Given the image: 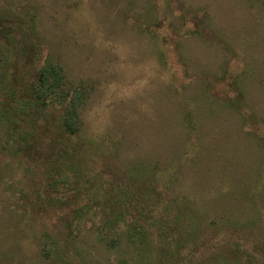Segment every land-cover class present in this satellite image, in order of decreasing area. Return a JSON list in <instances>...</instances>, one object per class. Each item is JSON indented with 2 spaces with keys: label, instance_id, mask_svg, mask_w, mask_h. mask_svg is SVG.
Returning <instances> with one entry per match:
<instances>
[{
  "label": "rangeland",
  "instance_id": "374dc122",
  "mask_svg": "<svg viewBox=\"0 0 264 264\" xmlns=\"http://www.w3.org/2000/svg\"><path fill=\"white\" fill-rule=\"evenodd\" d=\"M0 25L30 27L38 65L59 64L63 91L84 96L70 158H56L51 194L67 208L38 200L29 126L0 120V264H238L223 248L261 243L264 0H0ZM155 181L188 209L170 252L153 226L141 242L132 218L110 227L101 210L112 184Z\"/></svg>",
  "mask_w": 264,
  "mask_h": 264
},
{
  "label": "trees",
  "instance_id": "16d2710c",
  "mask_svg": "<svg viewBox=\"0 0 264 264\" xmlns=\"http://www.w3.org/2000/svg\"><path fill=\"white\" fill-rule=\"evenodd\" d=\"M32 32L30 27L27 33L21 28L11 31L9 27L0 25V39H4L13 64L10 72H0V120L5 119L14 125L20 122L29 126L33 140L20 149L24 151L34 147L33 152L38 155L41 172L43 171L40 185L42 189L45 188L38 200L46 203L49 208L62 209L68 207V201H63L61 197L55 198L51 194L63 165V162L59 164L56 158L61 155L70 158L67 145L69 138L79 132V115L84 96L77 91L71 94L63 91L64 72L59 64H54L46 58L38 65V55L35 53L37 45L32 42ZM6 74L9 76L6 77ZM240 97L241 93H238L232 99H225V102L237 106ZM52 104L58 105L62 112L57 118L52 117L53 119L48 116L53 110L50 108ZM25 133L28 135V132ZM142 186L130 187L129 183L124 186L112 184L108 189L109 198L103 202L101 210L110 227L118 226L127 218H132L129 220V234L138 237L141 242L147 240V232L142 224L153 226L162 244L161 248L170 252L169 243L176 247H179V243L177 239H169V235L173 236L177 230V221L181 218L180 214L183 211L186 213L188 209L172 207L170 200L165 203L163 191L158 188L157 181L155 184ZM160 204L162 207H157ZM170 206L173 210L176 208L173 215ZM155 211L156 215L153 213ZM256 245L251 248V253L247 249L239 250L237 246L235 249H223L238 264H264V239L261 243L256 242Z\"/></svg>",
  "mask_w": 264,
  "mask_h": 264
}]
</instances>
